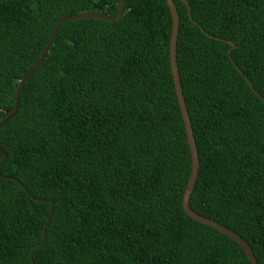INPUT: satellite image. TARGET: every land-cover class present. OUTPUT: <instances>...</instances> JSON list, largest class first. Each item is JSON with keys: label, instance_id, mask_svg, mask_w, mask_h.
I'll use <instances>...</instances> for the list:
<instances>
[{"label": "trees", "instance_id": "obj_1", "mask_svg": "<svg viewBox=\"0 0 264 264\" xmlns=\"http://www.w3.org/2000/svg\"><path fill=\"white\" fill-rule=\"evenodd\" d=\"M172 1L198 159L189 208L264 264V0ZM118 8L0 0V121L60 18ZM170 29L165 0H124L118 21L58 27L0 127V264H249L237 243L182 210L190 154Z\"/></svg>", "mask_w": 264, "mask_h": 264}, {"label": "water", "instance_id": "obj_2", "mask_svg": "<svg viewBox=\"0 0 264 264\" xmlns=\"http://www.w3.org/2000/svg\"><path fill=\"white\" fill-rule=\"evenodd\" d=\"M180 1H183V0H180ZM123 3H124V0H119V8H118V12H117L115 17H109L107 15H99V14H95V13H80V14H74V15L62 17L54 24V26L51 30V33H50V37H49L47 43L45 44V46L43 47L36 63L34 64V66L31 69H29L23 75L21 80L18 82L16 92H15V96H14L12 110L10 111V113H8L0 121V127L4 126L6 123H8V121L10 119H12L15 116L17 109H18V104H19V100H20V92H21V89L23 87V84L27 81V79L41 65L43 59L45 58L53 40H54V37L56 35L58 27L65 21L82 19V18H92V19H97V20H102V21H107V22L118 21L122 17V14H123ZM165 3L167 5V8H168L170 16H171V29H170V37H169V42H168L169 68H170L173 88H174L175 96L177 99V104L179 107L181 119L183 122L185 137H186V141H187V145H188V149H189V154H190V172H189V176H188V179L186 182V186H185L184 191L182 193V199H181L182 210L184 211V213L188 217L194 219L196 222H199L203 225H206V226L216 230L217 232L227 236L230 240L237 243L240 246V248L243 250V252L245 253L249 264H256L255 259L252 255L251 250L249 249L248 245L239 236H237L235 233L228 230L227 228L222 227L221 225H218L215 222H212L208 219H205V218L195 214L189 208L188 199H189L190 192L192 190L193 183L195 181L197 168H198V159H197V155H196V147L194 144V139H193V136L191 133L189 118H188V115L186 112L185 104L183 101V97H182L181 89H180V85H179V79H178V75H177L176 68H175V39H176V31H177V27H178V16H177V12L175 10L173 1L172 0H165ZM187 13H188L189 20H191L190 15H189V11H187ZM200 31L203 33V31L201 29H200ZM228 44L230 45L231 48L233 47L232 43L228 42ZM227 54H229V50L227 51ZM237 71L240 73V71L238 69H237ZM5 158H6V154L0 148V159H2V161H4ZM3 178H8V177H3ZM51 210H52V204L50 203L48 215H47L46 220L42 226V237H41V240L38 244H41L44 241V238H45L44 229H45V226L48 222ZM34 248H35V246L31 249V251L29 253V258L31 256V252L33 251Z\"/></svg>", "mask_w": 264, "mask_h": 264}]
</instances>
